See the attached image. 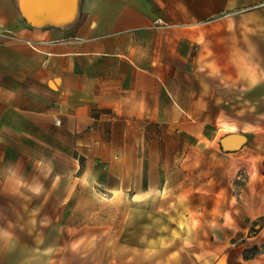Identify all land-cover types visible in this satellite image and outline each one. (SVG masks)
<instances>
[{"label":"crops","instance_id":"0c3cea01","mask_svg":"<svg viewBox=\"0 0 264 264\" xmlns=\"http://www.w3.org/2000/svg\"><path fill=\"white\" fill-rule=\"evenodd\" d=\"M175 114L226 125L255 203L241 242L165 260L264 264L245 256L264 243V0H0V264H111L110 227L78 214L95 182L140 190V173L103 168L138 165L143 120Z\"/></svg>","mask_w":264,"mask_h":264},{"label":"rangeland","instance_id":"374dc122","mask_svg":"<svg viewBox=\"0 0 264 264\" xmlns=\"http://www.w3.org/2000/svg\"><path fill=\"white\" fill-rule=\"evenodd\" d=\"M151 120L150 124L143 120L141 126V149L135 151L139 164L103 168L106 176L140 173V190L132 194V184L114 178L95 182V198L88 204L91 213H79L78 221L110 227L111 264H143L151 257H155L151 264H169L166 249L180 255L186 249L196 253L218 240L241 242L249 223L245 216L255 203L252 165L221 150L226 125L219 123L214 127L217 132L204 135L197 126L181 130L177 114L171 129L163 119ZM190 120H197L195 114ZM253 229L252 224L250 233ZM261 252L264 243L245 256Z\"/></svg>","mask_w":264,"mask_h":264}]
</instances>
